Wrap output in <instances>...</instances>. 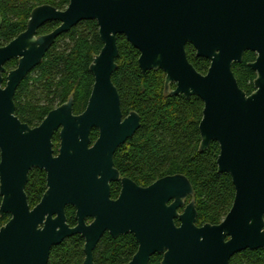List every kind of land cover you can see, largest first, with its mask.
<instances>
[{
    "label": "water",
    "instance_id": "obj_1",
    "mask_svg": "<svg viewBox=\"0 0 264 264\" xmlns=\"http://www.w3.org/2000/svg\"><path fill=\"white\" fill-rule=\"evenodd\" d=\"M83 21L97 23L102 43L89 66L94 82L87 105L75 115L70 97L30 128L15 117V91L56 39ZM48 22L59 25L37 36ZM117 36L139 52L142 73L164 74L165 95L202 101L199 152L218 144L217 172L229 175L235 190L219 224H195V203L185 204L193 189L184 176L140 188L114 168L116 150L140 127L136 112L123 117L111 80ZM186 44L209 61L206 74L188 62ZM246 51L257 54L249 65L257 72L256 91L248 97L232 71ZM14 58L17 68L2 88L3 65ZM93 129L98 136L91 143ZM0 153V216L11 215L0 229V264H48L51 248L74 235L84 240L83 264H94L92 253L106 232L113 239L133 235L138 249L128 264H148L154 255L160 264H228L245 250L264 251V0H68L63 11L35 7L25 31L0 48ZM32 169L45 172L46 184L30 209L24 188ZM114 182L121 184L116 200ZM66 207L75 209L73 228Z\"/></svg>",
    "mask_w": 264,
    "mask_h": 264
},
{
    "label": "trees",
    "instance_id": "obj_2",
    "mask_svg": "<svg viewBox=\"0 0 264 264\" xmlns=\"http://www.w3.org/2000/svg\"><path fill=\"white\" fill-rule=\"evenodd\" d=\"M50 5L64 10L68 0H0V43L11 40L26 28L31 11L38 6ZM58 23L43 25L38 34H46ZM117 69L111 80L120 98L123 117L134 111L140 117V127L132 138L120 146L114 156V168L138 185L147 186L171 175H184L192 184L197 217L195 224H219L231 208L235 190L227 174L217 172L219 154L217 143L199 152L198 126L202 119L203 103L197 97H170L164 94V74L161 71L142 73L138 67L139 53L123 36H117ZM102 43L95 21L78 23L61 35L46 52L42 62L19 85L16 110L19 120L29 127L39 125L53 109L73 99V113L83 112L93 85L89 66L98 55ZM188 59L194 69L206 74L209 61L198 59L187 48ZM254 59L245 53L241 64L232 71L238 86L249 91L254 73L246 63ZM93 129L91 143L97 139ZM58 147V133L52 139ZM55 151V150H54ZM56 153V152H55ZM45 190V173L33 169L29 173L26 194L30 204L40 200ZM118 185H111L110 193L116 198ZM74 210L67 208V222L74 226ZM84 241L78 236L66 239L51 249L48 264H82ZM137 250V243L130 234L112 239L105 234L93 252L94 264H127ZM160 256H152L149 264H160ZM229 264H264V251L245 250L234 255Z\"/></svg>",
    "mask_w": 264,
    "mask_h": 264
},
{
    "label": "flooded vegetation",
    "instance_id": "obj_3",
    "mask_svg": "<svg viewBox=\"0 0 264 264\" xmlns=\"http://www.w3.org/2000/svg\"><path fill=\"white\" fill-rule=\"evenodd\" d=\"M68 6V5H67ZM67 6H66V8H67ZM65 8V9H66ZM64 9V10H65ZM61 11H63V10H61ZM29 20V19H28ZM28 22V21H27ZM49 23V22H48ZM55 23H58V22H55ZM27 24V23H26ZM45 25V24H44ZM58 25H59V23H58ZM41 28V27H40ZM39 28V29H40ZM56 28V27H55ZM54 28V29H55ZM38 29V30H39ZM53 29V30H54ZM25 31V30H24ZM24 31H22V32H24ZM22 32H20L19 34H21ZM52 32V31H51ZM50 33V32H49ZM49 33H46V34H49ZM19 34H17L15 37H13L11 40H9V41H4V42H1L0 43V48L1 47H4V46H6V45H8L12 40H14ZM46 34H42V35H46ZM37 36H40V34H38V31H37ZM191 48L192 50H193V52H194V56L196 57V52H195V50H194V48L191 46V45H189V44H186V46H185V53H186V57H187V60H188V62L191 64V62L189 61V59H188V52H187V48ZM51 48V47H50ZM247 52H249V53H252L253 54V56H254V59L252 60V61H250V62H247L246 63V67L248 68V69H250L253 73H254V78L251 80V89L249 90V91H245V90H243V89H241L240 87V89L245 93V95L248 97V96H250V95H252L255 91H256V89H255V86H254V81L256 80V78H257V72L256 71H254V70H252L250 67H249V65L250 64H253L255 61H256V59H257V54L256 53H254V52H251V51H246V52H244V54L245 53H247ZM139 53V52H138ZM244 54H243V57H244ZM243 57H242V61H243ZM139 58V57H138ZM196 58H198V57H196ZM198 59H200V58H198ZM138 61V60H137ZM242 63V62H241ZM241 63H239V64H241ZM17 65H18V59H16V58H14V59H11V60H9V61H7V62H5L4 63V65H3V68H4V70H5V73H2V78H3V82H2V88L3 87H5V84H6V76L8 75V73L9 72H11V71H14L16 68H17ZM192 65V64H191ZM235 65H237V64H235ZM193 67V66H192ZM194 68V67H193ZM31 73V72H30ZM30 73H28V75L30 74ZM27 75V76H28ZM26 76V77H27ZM22 83V82H21ZM164 83V82H163ZM19 87V86H18ZM18 87H17V89H18ZM163 87H164V85H163ZM17 89H16V91H17ZM174 89V85H170V87H169V90H173ZM16 91H15V94H14V97H13V102H14V112H15V117L19 120V118H18V115H17V110H16V103H15V96H16ZM70 98V97H69ZM68 98V99H69ZM20 121V120H19ZM21 122V121H20ZM22 123V122H21ZM23 124H25V123H23ZM27 125V124H26ZM38 126V125H37ZM36 127V126H35ZM31 128V127H30ZM32 128H34V127H32ZM0 161H1V153H0ZM33 170V169H32ZM36 170H38V169H36ZM31 171V170H30ZM40 171V170H39ZM44 172V171H43ZM119 172V171H118ZM30 173V172H29ZM45 173V172H44ZM120 174V173H119ZM176 175H181V174H176ZM171 176H174V175H171ZM182 176H184V175H182ZM120 177L121 178H127V177H124V176H122L121 174H120ZM167 177V176H166ZM185 177V176H184ZM45 178H46V175H45ZM164 178V177H163ZM186 178V177H185ZM127 179H129V178H127ZM161 179V178H160ZM187 179V178H186ZM129 180H131V179H129ZM159 180V179H158ZM188 180V179H187ZM28 181H29V174H28ZM28 181H27V184H28ZM133 183H135L138 187H140V188H147V187H149L150 185H152L154 182H156V181H154L153 183H151L150 185H147V186H141V185H138L136 182H134L133 180H131ZM189 181V180H188ZM189 183H190V181H189ZM27 184H26V186H27ZM45 184H46V180H45ZM118 185V187H119V192H118V195H117V197L116 198H112L111 197V193H110V197H111V199L112 200H116L117 198H118V196H119V193H120V189H121V184H120V182H114V183H111L110 184V189H111V185ZM191 184V183H190ZM26 186H25V188H24V192H25V194H26ZM191 186H192V184H191ZM192 189H193V187H192ZM44 192H45V190H44ZM43 195V194H42ZM193 195H194V191H193ZM193 197V196H192ZM188 198L186 201H185V204H188L191 200H193V198ZM26 198H27V203H28V206H29V208L30 209H33L36 205H38L39 204V202H40V200H41V198H42V196H41V198H40V200L39 201H37V202H34V203H32V204H30V202L28 201V196H27V194H26ZM194 201V200H193ZM1 202H2V197L0 196V205H1ZM194 203H195V201H194ZM67 208L68 207H66L65 208V217H66V223H67V225L70 227V228H73V227H75L76 226V221H75V209L73 208V207H71L73 210H74V217H73V219H74V222H75V225L74 226H70L69 224H68V222H67ZM196 209V208H195ZM182 211L181 210H178V213H181ZM11 219V215L10 214H3V215H1L0 216V229L3 227V226H5L8 222H9V220ZM92 222V219H86L85 220V224L86 225H89L90 223ZM175 223H176V225H178L179 223L177 222V221H175ZM199 227V226H198ZM105 234H107V235H109V233L108 232H106V233H104L103 235H105ZM102 235V236H103ZM131 235V234H130ZM74 236H76V235H74ZM80 238H81V236L80 235H78ZM110 236V235H109ZM133 236V235H132ZM73 237V236H72ZM111 237V236H110ZM71 238V237H70ZM102 238V237H101ZM100 238V239H101ZM112 238V237H111ZM68 239V238H67ZM82 239V238H81ZM113 239V238H112ZM135 239V238H134ZM66 240V239H65ZM64 240V241H65ZM83 240V239H82ZM84 241V240H83ZM100 241V240H99ZM136 241V240H135ZM56 247V246H55ZM52 248H54V247H52ZM51 248V249H52ZM83 248H84V245H83ZM96 248V247H95ZM137 249H138V245H137ZM51 252V251H50ZM94 252V251H93ZM136 252H137V250H136ZM136 252H135V254H136ZM84 253V252H83ZM134 254V255H135ZM92 255H93V253H92ZM133 255V256H134ZM155 256V255H154ZM158 256H160V255H158ZM49 257H50V254H49ZM84 258H85V255H84ZM133 258V257H132ZM160 258H161V256H160ZM48 261H49V259H48ZM84 261V260H83ZM131 261V260H130ZM129 261V262H130ZM161 261V260H160ZM230 261V260H229ZM93 262H94V260H93ZM128 262V263H129ZM127 263V264H128ZM83 264V263H82ZM149 264V263H148ZM229 264V263H228Z\"/></svg>",
    "mask_w": 264,
    "mask_h": 264
},
{
    "label": "rangeland",
    "instance_id": "obj_4",
    "mask_svg": "<svg viewBox=\"0 0 264 264\" xmlns=\"http://www.w3.org/2000/svg\"><path fill=\"white\" fill-rule=\"evenodd\" d=\"M57 149H58V147H57L56 149H54V150H55V152H57Z\"/></svg>",
    "mask_w": 264,
    "mask_h": 264
}]
</instances>
